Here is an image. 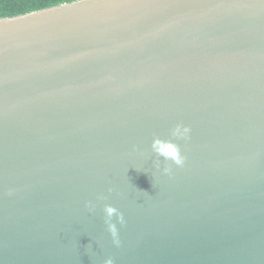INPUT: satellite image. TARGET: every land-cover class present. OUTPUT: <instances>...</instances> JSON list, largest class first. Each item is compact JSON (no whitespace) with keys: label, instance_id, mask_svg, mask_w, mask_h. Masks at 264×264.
<instances>
[{"label":"water","instance_id":"obj_1","mask_svg":"<svg viewBox=\"0 0 264 264\" xmlns=\"http://www.w3.org/2000/svg\"><path fill=\"white\" fill-rule=\"evenodd\" d=\"M177 124L191 128L174 141L182 167L151 149ZM105 205L124 215L119 247ZM109 257L264 264V0L0 19V264Z\"/></svg>","mask_w":264,"mask_h":264},{"label":"clouds","instance_id":"obj_2","mask_svg":"<svg viewBox=\"0 0 264 264\" xmlns=\"http://www.w3.org/2000/svg\"><path fill=\"white\" fill-rule=\"evenodd\" d=\"M191 128L183 124H177L171 131L172 139L164 140L159 137L153 139L151 144L152 151L158 156L162 157L164 161H171L178 167H182L185 164L186 157L182 154V150L179 144L175 143V140H187L190 138ZM155 166L160 167V162L157 161ZM165 174H170L172 169L171 167H164L163 169ZM109 192L112 189L108 190ZM107 197L103 194L97 197V200L102 201L106 200ZM87 207L90 211L95 210V203L89 201ZM104 212V222L107 225V230L112 237V241L115 246L119 247L121 244L119 238V229L117 223L121 226L125 224V218L123 213H121L116 207L111 205H105L103 208ZM115 218V222H114ZM104 264H114V260L109 257L104 261Z\"/></svg>","mask_w":264,"mask_h":264},{"label":"trees","instance_id":"obj_3","mask_svg":"<svg viewBox=\"0 0 264 264\" xmlns=\"http://www.w3.org/2000/svg\"><path fill=\"white\" fill-rule=\"evenodd\" d=\"M80 0H0V19L14 18Z\"/></svg>","mask_w":264,"mask_h":264},{"label":"snow or ice","instance_id":"obj_4","mask_svg":"<svg viewBox=\"0 0 264 264\" xmlns=\"http://www.w3.org/2000/svg\"><path fill=\"white\" fill-rule=\"evenodd\" d=\"M56 2H57V3H59V2H60V0H56Z\"/></svg>","mask_w":264,"mask_h":264}]
</instances>
